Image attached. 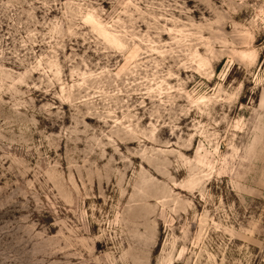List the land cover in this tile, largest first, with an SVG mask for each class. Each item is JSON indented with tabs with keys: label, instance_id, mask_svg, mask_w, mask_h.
I'll return each instance as SVG.
<instances>
[{
	"label": "rangeland",
	"instance_id": "obj_1",
	"mask_svg": "<svg viewBox=\"0 0 264 264\" xmlns=\"http://www.w3.org/2000/svg\"><path fill=\"white\" fill-rule=\"evenodd\" d=\"M0 264H264V0H0Z\"/></svg>",
	"mask_w": 264,
	"mask_h": 264
}]
</instances>
